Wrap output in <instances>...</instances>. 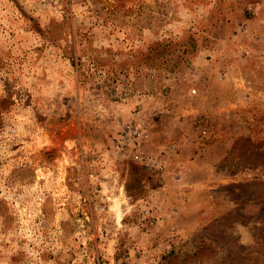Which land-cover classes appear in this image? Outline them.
<instances>
[{
    "label": "rangeland",
    "instance_id": "obj_1",
    "mask_svg": "<svg viewBox=\"0 0 264 264\" xmlns=\"http://www.w3.org/2000/svg\"><path fill=\"white\" fill-rule=\"evenodd\" d=\"M0 264H264V0H0Z\"/></svg>",
    "mask_w": 264,
    "mask_h": 264
},
{
    "label": "built area",
    "instance_id": "obj_2",
    "mask_svg": "<svg viewBox=\"0 0 264 264\" xmlns=\"http://www.w3.org/2000/svg\"><path fill=\"white\" fill-rule=\"evenodd\" d=\"M193 93H195V90H193ZM130 132H131V134H136L138 137H141V135H142V129L138 128V127H135L134 129H131ZM128 136H130V135L128 134ZM136 140L137 139H135V141Z\"/></svg>",
    "mask_w": 264,
    "mask_h": 264
}]
</instances>
